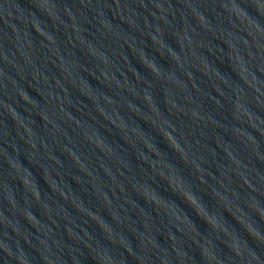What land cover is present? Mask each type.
Segmentation results:
<instances>
[{"label":"water","instance_id":"water-1","mask_svg":"<svg viewBox=\"0 0 264 264\" xmlns=\"http://www.w3.org/2000/svg\"><path fill=\"white\" fill-rule=\"evenodd\" d=\"M0 264H264V0H0Z\"/></svg>","mask_w":264,"mask_h":264}]
</instances>
